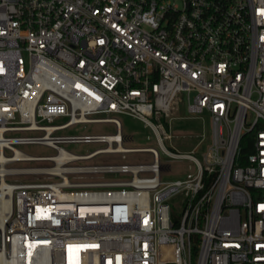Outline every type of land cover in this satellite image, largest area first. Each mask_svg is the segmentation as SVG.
<instances>
[{
  "label": "built area",
  "instance_id": "built-area-1",
  "mask_svg": "<svg viewBox=\"0 0 264 264\" xmlns=\"http://www.w3.org/2000/svg\"><path fill=\"white\" fill-rule=\"evenodd\" d=\"M0 264H264V0H0Z\"/></svg>",
  "mask_w": 264,
  "mask_h": 264
},
{
  "label": "rangeland",
  "instance_id": "rangeland-1",
  "mask_svg": "<svg viewBox=\"0 0 264 264\" xmlns=\"http://www.w3.org/2000/svg\"><path fill=\"white\" fill-rule=\"evenodd\" d=\"M186 108V100L184 99V105L181 106V114L187 115L185 112ZM117 119L120 121L122 130L125 134L133 135L134 139L132 142L127 144L128 147H147L150 146L151 143L147 141L146 136H151V132L143 127V124L131 117L119 115ZM204 122L194 119V120H182L179 122L173 123L172 133L174 135H193L198 134L202 130L205 131L206 135L209 136L210 133V122L207 114L203 115ZM72 133L77 134H106V133H113L114 128L109 124H89L83 126H77L69 130ZM195 144V140L191 138H179L174 139L173 145L180 150L189 151L192 146ZM21 151L29 155H36V156H44L53 153L52 150L37 145H30V146H17ZM65 148L71 151L74 154H81L87 150H91L94 147L92 145H66ZM164 160L165 158L162 157ZM191 163L188 161H181L178 163L173 164V173L167 176L168 179H175L179 176H182L183 173H178L183 169H187ZM195 261V256H193Z\"/></svg>",
  "mask_w": 264,
  "mask_h": 264
},
{
  "label": "trees",
  "instance_id": "trees-1",
  "mask_svg": "<svg viewBox=\"0 0 264 264\" xmlns=\"http://www.w3.org/2000/svg\"><path fill=\"white\" fill-rule=\"evenodd\" d=\"M241 152H242V153H245V152H246V149L241 148ZM197 243H198V237L195 236V237L193 238V253H194V254L197 252Z\"/></svg>",
  "mask_w": 264,
  "mask_h": 264
}]
</instances>
